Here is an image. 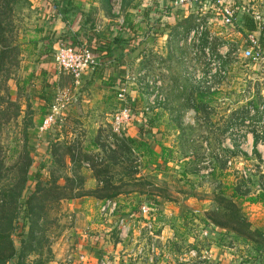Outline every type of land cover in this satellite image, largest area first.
<instances>
[{
    "label": "rangeland",
    "instance_id": "rangeland-1",
    "mask_svg": "<svg viewBox=\"0 0 264 264\" xmlns=\"http://www.w3.org/2000/svg\"><path fill=\"white\" fill-rule=\"evenodd\" d=\"M18 3H23V0H17ZM200 6L196 8L173 5L172 9L170 7L162 9V14L165 17L156 27L158 30L154 29V32L159 31L161 34L162 31L168 33L176 30L174 34L178 36V43L175 46V42H173L172 47L174 51L176 50V54L169 60H164L162 64L164 70L162 71L157 69L143 73L138 72L135 68L134 73L130 74L123 86L124 95L128 94L129 89L135 91L133 95H136L139 88L147 100L142 103L141 108L136 110L137 114L134 111L130 114L128 121L123 124L122 133L126 138L127 132H130L135 124L141 123L139 119L145 117L152 119L151 124L148 123L150 127L148 124L146 127L153 131L144 133L150 143L152 140H159L162 144L164 143L162 147L165 149L160 152L161 157L158 156L160 157L158 163L162 165V168L157 171L158 174L148 173L137 177L136 174L141 169L143 172V169L148 166L142 165L143 159L141 157L144 155V150L149 149L135 141L131 144L133 150L130 149V145L127 146V149L122 150V158H120L123 160L122 163L115 164L113 171L104 173L102 177L104 180L110 179L114 185L118 186L116 193L136 192L134 194L136 196L153 192L159 194L164 200L170 199L172 203H167V207L171 206L172 208H165L166 214L162 209H159L161 211L159 213H162L163 217L166 216L164 218L167 221L165 227L161 225L164 223L163 218L161 220L162 214L158 215L157 213L155 218L160 228L153 232V237L148 236L143 229L139 231L138 224H136L130 233L132 241H124L123 244L126 247L123 249V245H117L119 250L113 254L108 249L111 246L106 245V239L116 242L118 237L115 230L110 229V226L106 228L109 230L106 231L107 234L104 235L103 240L99 239L98 241L97 239V244H93L95 240L91 238L92 234L90 233V246L86 244L87 233L84 232L83 236H80L83 232V228H80V231L76 234L73 233V236L65 234L68 236V245L71 250L67 253L66 251L63 252V255L56 260L57 262L52 263L51 259L61 252L59 240L65 232L64 229L69 226L73 228L77 222L76 218L68 214L69 201L65 199L52 205L50 209L49 207L44 208L45 211L43 210L39 219L36 237L33 241L30 237L27 238V241H31V247L26 249V244L22 252L21 244L17 241L16 246L19 252L7 264H98L99 259L103 256L109 260L110 264H145L147 256H142L138 252L136 254V249L137 247L139 249L141 245L146 246L152 242V239H155L159 253L156 264H264V236L256 232H245L248 235L247 238L227 227L213 226L210 221V216L213 215L212 213L209 214V209L215 207L214 201H221L226 207L223 208L226 223L240 225V227H250L251 225L253 230L264 233V202L263 204L258 203L262 201H258L252 205H243L244 202H249L246 200L248 197L246 194L245 197H239L242 201L240 203L237 201L235 203L236 208L232 209L229 206L230 201L227 200V197L233 193L232 187L238 189V183L235 180L236 175H242L244 178L253 177L254 180H257L253 185L242 186L241 193L245 190L251 194L264 192V165L253 159L245 160L242 154L238 152L231 155V152L217 148L216 136H210V142L207 140L208 144H206L205 135H201L197 128L190 129V122L184 119L181 125H178L182 131L180 137L175 134L173 125L167 119L170 114L183 115L187 112L196 111L202 115L210 114L214 127L215 122L213 121L218 116L220 133L221 129L234 123L228 119L248 116V107L256 110L258 107L255 103L264 104V94H259L258 90V98L256 99L250 90L252 80L249 70L253 68V65L249 59L242 56V51L247 45L245 32L241 28L236 31L232 26H224L220 16L215 11L204 13ZM168 9L175 18L169 19L170 15L167 16ZM6 22L7 28L4 33L7 46L6 57L0 65V180L3 183L11 182L13 184L17 179L23 177L13 167L18 161H21L18 160L20 148L16 145H22L25 132L29 140L27 146L35 160L44 158V147L47 144V147H50L52 152L55 150V155H57L60 151L58 148L60 142H56V137L47 140L46 130H39L44 117L42 115L44 105L39 104V102L44 98H41L40 95L43 92L38 91L43 85L44 79L41 75L35 82L31 77L26 78L27 72L19 70L17 54L19 52L14 37L16 23H14L13 17L7 19ZM200 24L204 29L201 31V35L196 38V34H194L193 39L189 41L190 33ZM161 28H163L162 31ZM205 32L214 35V39L209 44L208 55L204 51H200L207 45ZM221 36L226 39L222 40ZM218 66L221 68L220 72ZM16 78L18 81L17 85L14 86L13 81ZM257 83L258 86L264 87L262 80H257ZM178 84L179 86H177ZM118 91L116 104L112 106L110 111L112 118L122 107L128 105L126 100L123 101L118 98ZM151 95L161 96L164 101H159L155 105L157 106L155 109L150 108L149 111H146V108L150 106L148 97ZM53 96L50 97L54 98ZM251 97L253 102H249ZM8 98L15 101L16 104L18 103L19 113L15 104H9ZM178 99H181V102H177ZM199 100H202L200 104H198ZM157 117L164 118L157 119ZM142 123H144L143 119ZM237 124L240 127L237 125L234 131L230 130L232 135L223 136L225 143L234 140L242 144L241 149L248 151L250 146L246 145L247 137L245 134L255 130V125L251 122L245 124L239 122ZM110 133L111 130L98 140V147L105 148V140ZM46 140L48 143H44ZM174 142L175 145H173ZM78 147L79 145L76 144L75 148ZM85 155L81 156L76 150V161L84 169H89L83 166V163L87 162L83 160ZM92 155L89 153L87 156ZM231 156L234 163L232 165L231 160V163L227 164V168H225L222 160L224 158L230 159ZM154 158L150 155L147 161L153 164L154 161L156 162L153 160ZM144 159L146 160V158ZM53 166L58 167V165ZM215 166L218 170L214 174L223 182H217L211 174L213 171L208 172L211 168L214 170ZM64 167V170L55 172L59 176V182L64 184L68 183V180H73V183H76L78 179L72 173L73 164L68 166V160H66ZM46 169L43 171L44 174H46ZM82 173L80 170V175L84 179ZM154 179H157L159 183ZM155 183L157 185H154ZM75 187L77 189L78 185ZM66 192L64 191V193ZM68 194L72 196V192ZM223 196L225 199L222 198ZM99 219L103 221L101 217ZM19 231L20 228L18 233ZM75 236L83 238L84 241L80 242L86 244L88 248L95 246L99 251H103L102 255L89 256V253L83 248L77 247L78 240L75 239ZM80 255L84 256L85 263L80 261ZM149 255L151 254L149 253ZM163 256H172V259L167 261L170 258L166 260Z\"/></svg>",
    "mask_w": 264,
    "mask_h": 264
},
{
    "label": "crops",
    "instance_id": "crops-1",
    "mask_svg": "<svg viewBox=\"0 0 264 264\" xmlns=\"http://www.w3.org/2000/svg\"><path fill=\"white\" fill-rule=\"evenodd\" d=\"M173 1L174 0H23V3L17 4L16 2L14 4L12 17L14 23H16L14 37L15 45L19 52L17 53L18 68L20 71L27 72L26 78L31 77L35 82H37L41 75L44 79L43 85L38 91H44V99L39 102V104L44 105L43 119L49 113L48 111L53 102L52 98H50L49 101L46 100L47 98L45 97L48 96L47 93H50L52 96L56 89L59 88L67 91L70 96L58 112L56 123L45 129L47 140L48 138L51 140L56 137V142L64 140L66 144L74 142L79 145L76 150L79 152L81 150V152L86 155L89 153L95 154L100 150L98 147V140L111 130L112 117L110 111L112 110V106L116 104V93L119 89L123 88L133 70L136 68L138 72L140 71L143 73L146 71H155L157 69L162 71L164 70L162 67L164 60H169L176 54V50L174 51L172 48L174 44L176 46V43H178V36L174 34L176 30L166 33L162 31L163 28H161V34L159 31L157 33L154 32V29H157L156 27L160 25L159 22L165 17L162 14V9L169 7L172 9ZM205 1L206 0H198V6H205ZM223 1L232 7H240L243 1L246 0ZM253 1L255 4L258 2V0ZM168 11L169 13L167 16L170 15L169 19L175 18L174 15L170 14L169 9ZM203 12L205 13L207 11L203 10ZM153 25H155V27H153ZM234 30L238 31L237 29ZM242 30H253V28H244ZM221 39L224 40L226 38L221 36ZM63 41H69L76 45L85 44L91 50V53L96 56L100 63V67L91 72H84L80 80L75 82L69 73L59 70L53 62L52 52ZM173 42L175 43L173 44ZM252 65L253 68L249 70L252 80L250 90L257 99L258 90L259 94H264V87L258 86L257 83V80H261L260 71L262 68H260V65L257 63H252ZM160 67H162V69H160ZM17 81V78L13 81L14 86L17 85ZM177 86H179V84ZM138 91L139 88L137 89L136 95H133L135 91H130V89L127 93L132 94L130 96L134 99L138 97ZM252 97L249 98V102H253L251 101L253 100ZM143 101H146L145 96H143L142 101L140 100L141 103ZM177 102H181V99H178ZM255 105L258 108L255 110L253 116L257 120L256 124H254L255 130L253 131L256 132L253 133V131H251L245 134L247 137L246 145H249L250 149L248 151L241 149L242 147L240 149L246 154V156L242 155L245 160L253 159L264 165V141L261 139L255 140L254 138L255 133L256 135L259 134L257 132L259 127L257 123L263 111L259 108L261 102H257ZM207 117L210 119L209 122L206 118L202 117L200 113L187 112L183 115L170 114L167 119L169 123L173 125L175 134L180 137L182 131L178 125H181L184 119L190 122V129L197 128L201 135H205L206 139H204V141L206 144H208L207 140L209 141L210 136H216L215 143L217 148L231 152V155H235L237 152L240 153L239 150L235 148L236 143L234 140L230 143H225V139L219 140V117L216 116V120L213 121L215 122L214 127L212 123L213 119L210 114H207ZM40 118L42 117L40 116ZM159 118L163 119L162 117H157V119ZM142 119L144 122L148 120L146 117L139 119L141 123L135 124L126 135L132 137L134 142L137 141L139 145L144 147L146 145L149 148V150H144V155L141 157L143 159V162H141L142 165L148 166L143 169V172H141V169L140 172L136 174L137 177L144 176L148 173L158 174L157 171L162 168V165L158 163L161 157L160 152L165 149L162 147L164 143L162 144L159 140H152V143H150L145 133L138 131V127L142 125ZM198 120L201 121V123L198 122ZM202 121L205 122L202 124ZM47 140L44 143H48ZM176 142L179 143L178 141ZM173 145H175V142ZM209 145L211 144L209 143ZM47 146L44 147V158L48 157V153L50 154V151L47 150L49 149ZM253 150L259 153V158L253 153ZM150 155L156 158L153 159L156 160L153 164L147 161ZM144 158H146V160ZM232 158L231 156L230 159L226 160L227 162L224 165L226 166L225 168H227V164L231 163ZM233 163L234 159L232 160V165ZM72 164L73 162H69L68 160V166ZM80 170L83 172L84 186H86V188L92 189L97 186L96 184H98V181L91 169H84L80 166ZM217 170L215 166L214 170L211 168L208 172L213 171L211 174H213L217 182H220L221 179L218 177L216 178L215 175ZM208 172L207 174H209ZM237 177H240V175H236L235 180H237ZM155 181L159 183L157 179ZM154 185L157 184L155 183ZM135 193L136 192L127 194L119 193L114 197L119 204L121 203V209L124 212L131 210L133 205L136 204V201H140L144 197L140 194L134 196ZM174 198L177 199L175 196ZM156 199L159 202V209H162L163 212H165L164 214H166L165 208H172L171 206L167 207V203H172L170 199L164 200L159 194H156ZM232 199L235 203H237V201H239V203L242 201L239 197H233ZM103 200V197L95 196L94 194L81 195L67 200L69 201L68 205L70 207L68 209V214L76 218L77 222L76 225L74 224L75 226L73 228L69 226L64 229L65 232L59 240V250L61 252L54 257L55 259H51L52 263H56V260L63 255V252L66 251L67 253L71 250V247L68 245V236H65V234L73 236V233L76 234L80 231V228H83V232L80 236L84 234V232L87 233V246H90V233L92 234L91 238L95 240L93 244H97L99 239L103 240L104 235L107 234L106 231L109 230L106 228H109V226L111 228L110 222L108 223L107 221L99 219L98 210ZM263 202L264 201L258 203L263 204ZM247 204L252 205L253 203H243V205ZM162 218L164 223H161V225L165 227L167 221H165L164 218H166V216L163 217L162 214L161 220ZM213 226L216 225L213 224ZM80 236H75V239L78 240L77 247L83 248V250L89 253V256L102 255L103 251H99L97 247L92 246L88 248L86 244L81 243L80 241L83 242L84 239H81ZM106 240V245L111 246L108 248L111 253L119 250L114 241ZM163 258L166 260L170 258L167 260L169 261L172 259V256H163Z\"/></svg>",
    "mask_w": 264,
    "mask_h": 264
},
{
    "label": "trees",
    "instance_id": "trees-1",
    "mask_svg": "<svg viewBox=\"0 0 264 264\" xmlns=\"http://www.w3.org/2000/svg\"><path fill=\"white\" fill-rule=\"evenodd\" d=\"M16 2L17 0H0V65L4 62V59L6 57L5 50L7 46L5 44L6 35H4V33L7 28V22L5 23V21L13 16L12 9ZM243 25L244 28H253V30L255 29V25L247 17H244ZM187 31L188 29L185 30L184 33L186 34ZM40 95L41 98H43L44 91ZM47 95L48 96L45 98H47L46 100L49 101V99L52 97H50V93H47ZM130 95L131 94H127L126 96L129 102V107L131 109V114L133 113V111L137 114L138 112L136 110L138 108H141L142 103H144V101L142 103L140 102V100L142 101L144 93L139 90L137 95L138 97L134 99ZM8 101L10 105L15 104L17 106L19 113L20 109L19 105H17L18 103L16 104L15 101L9 98ZM200 101L202 100H199L198 104H200ZM155 108L156 107H154L153 109ZM193 112L199 113L196 111ZM42 115H44V113ZM253 116L254 115L249 114L248 107V116L245 115L241 118L228 119V121H234V123L227 125L220 131V139H224L225 135H232V132H230V130L234 131L235 127L237 125L239 126V124H237L239 122H242L243 124L256 122L257 120ZM202 117L206 118L208 122L210 121L207 115H202ZM198 122L201 123V121L199 120ZM204 122L202 121V124ZM148 123L151 124V119H148L144 123H142V125L138 127V131L150 132L151 129L146 127ZM148 127H150L149 124ZM254 132L256 131H253V133ZM254 138L255 140L261 139L264 141V132L262 133V135H256L255 133ZM27 141H29L28 135L25 132L22 140V145H16L20 148L18 151V160L21 161H18V163L13 167V169H15L16 172L20 173L23 177L17 179L13 184L11 182L3 183L0 180V264H7L9 260L14 258L18 254L19 251L16 246L17 241L21 244L20 248L22 252L24 251L26 244V249L31 247V241H33L36 237V230L38 227L39 219L41 218L43 210L45 211L44 208L49 207L50 209L52 205L58 204L62 200L75 198L81 195L94 194L95 196L103 197L104 200L114 199V197L119 194L116 193L118 186L114 185L110 179L104 180L102 177L104 173L113 171L115 164L122 163L123 160H120V158H122V150L127 149L128 145H130V149H132L131 144H133L134 139L129 136H126L125 138L124 135L123 137L118 138V142L116 143L113 150L106 151L101 148V150L97 151L92 156L88 157L87 155H85L86 157L83 160L89 162V169L94 172L98 181V184H96L97 186L93 187L92 189H84V179L80 175V165L77 164L75 157L76 143L66 144L65 140L61 141L60 143H58V148L60 149V151L57 155H55V150L52 152L51 148L49 147V149H47L50 151V154L48 153V157L42 158L43 160H35V157L32 155L27 146ZM235 143V148L238 149L243 156H246V154L240 149V147H238L239 143ZM145 147L147 146L145 145ZM79 153L81 154V156H84V153L81 152V150ZM253 153L257 156V158H259V153L256 150H253ZM115 159L117 160L114 161ZM66 160H69V162H73L74 169L72 168V173L75 174L78 179L76 183H73V180H68L70 183H60L59 176L55 173L56 171H60L62 169L64 170V166H66ZM222 162L225 165L227 162L226 158H224ZM53 165H58V167L56 168ZM45 168H47L45 173L48 175L43 173ZM27 174L28 176H26ZM236 182L238 183L237 187L240 191L238 192V189H236V187H232L233 193L232 195L227 197V200L230 201V208H236L235 202L232 199L233 197H245L246 194H249L246 200L251 203L264 201V192L250 195L251 193H249L248 190H245V192L241 193L242 186L246 187L248 186V184L253 185L255 184V182H257V180H254L253 177L244 178V176L241 175L240 177H237ZM75 185H78L77 189H75ZM64 191L67 192L64 193ZM73 191L75 192L73 193ZM69 192H72V196H70L71 194H68ZM143 196L144 197L140 201H136V204L133 205L132 209L136 208L140 204V202H148L149 204L154 205L159 209V202L156 199L155 193L152 192L146 195L143 194ZM222 198H224V196ZM214 203L215 207H213L209 211V214L211 215L212 213L213 216H210V221L217 227H227L235 231L236 233H239L240 235H245L247 238L248 235H246L245 232H256L259 235L264 236V233L253 230L249 226L240 227V225L226 223L223 213V208H226L225 205H223L221 201H214ZM159 212L158 215H161V213ZM19 228L20 231L18 233ZM241 229L243 230L241 231ZM29 237L31 239L30 242L27 241V238Z\"/></svg>",
    "mask_w": 264,
    "mask_h": 264
},
{
    "label": "built area",
    "instance_id": "built-area-1",
    "mask_svg": "<svg viewBox=\"0 0 264 264\" xmlns=\"http://www.w3.org/2000/svg\"><path fill=\"white\" fill-rule=\"evenodd\" d=\"M173 5L196 7L199 5V2L198 0H174ZM202 9L205 11H215V13L220 16L223 25L232 26L233 29H244V17H247L251 20V22L255 25V29L244 30L247 45L242 51V56L246 59H249L251 63H257L260 65V68H262L260 71V77L264 82V1L258 0V2L255 4L253 0H246L243 1L240 7H232L223 0H206L205 6H203ZM202 30L204 29L200 24L195 30L192 31V33H190L188 40H192L194 34H196L195 36L198 38L201 35ZM213 39L214 35L210 32H207V45L200 51H204L205 54L208 55V52L210 51L209 44ZM52 53L53 62L55 63L56 67L61 71L69 73L75 82L80 80L84 72H91L97 70L100 67V63L96 56L91 53V50L85 44L76 45L69 41H63L54 49ZM217 68L220 72L221 68L219 66ZM212 89L213 88L211 87V90ZM123 91V88L119 89L117 96L120 100H126L128 105L122 107L112 118L111 133L106 137V145L105 148L103 147L106 151L113 150L116 143L118 142V138L124 136L122 133L123 124L128 121L131 114L127 96L126 94L124 95ZM53 97L54 98L50 106L49 113L45 116L42 124L39 127L40 131H44L50 125L55 123L58 112L70 96L67 91L58 88L54 92ZM159 101H164V98L156 95H151V97H148V104L150 106L146 108V111H149L150 108L157 107L155 105L158 104ZM259 108L263 111V114L258 120L257 126L259 125V127L257 132L259 135H262L264 132V104ZM249 114H255V110H253L251 107L249 108ZM253 123L256 124V122ZM239 145L242 147V144L239 143ZM99 149L101 150V147H99ZM83 166L90 168L89 162H84ZM158 210V207L156 208L154 205H151L148 202H142L136 208L124 212L117 200L105 199L99 206L98 215L104 221H107L108 223L110 222V229L115 230L118 237L116 244L118 246L123 245V249L126 247V245L123 244L124 241H132L130 233L136 224H138L137 226L139 231L143 229L147 232L148 236L153 237V232L160 228L157 225V220L155 218V215L159 212ZM137 252L138 254H142V256H147V262L145 264H156L158 262L159 253L155 239H152V242L148 243L146 246L141 245L139 249L137 247L136 254ZM149 253L151 255H149ZM79 258L81 262H86L83 255H80ZM98 264L110 263L109 260L103 256L99 259Z\"/></svg>",
    "mask_w": 264,
    "mask_h": 264
}]
</instances>
